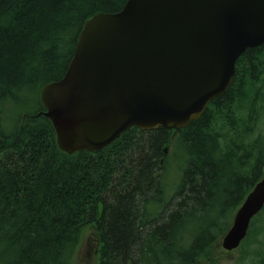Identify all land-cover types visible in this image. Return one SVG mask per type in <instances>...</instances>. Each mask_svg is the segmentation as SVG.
Masks as SVG:
<instances>
[{
	"label": "trees",
	"instance_id": "trees-1",
	"mask_svg": "<svg viewBox=\"0 0 264 264\" xmlns=\"http://www.w3.org/2000/svg\"><path fill=\"white\" fill-rule=\"evenodd\" d=\"M125 2L0 0V264H73L90 227L96 264H201L264 174V43L185 127H130L97 152L58 149L40 90L64 74L84 22ZM176 144L169 196L163 149ZM251 226L240 247L259 243ZM260 244L251 264H264Z\"/></svg>",
	"mask_w": 264,
	"mask_h": 264
},
{
	"label": "water",
	"instance_id": "water-1",
	"mask_svg": "<svg viewBox=\"0 0 264 264\" xmlns=\"http://www.w3.org/2000/svg\"><path fill=\"white\" fill-rule=\"evenodd\" d=\"M263 43L264 0H126L84 22L64 74L40 90V114L69 155L102 150L130 127L180 129L227 90L245 50ZM263 207L264 175L220 247L239 248Z\"/></svg>",
	"mask_w": 264,
	"mask_h": 264
},
{
	"label": "rangeland",
	"instance_id": "rangeland-1",
	"mask_svg": "<svg viewBox=\"0 0 264 264\" xmlns=\"http://www.w3.org/2000/svg\"><path fill=\"white\" fill-rule=\"evenodd\" d=\"M258 130L259 132H264V122L260 124ZM168 156V173L166 174L165 181L167 184L168 195L170 196L173 194V187L179 183V177H181L183 155L180 144L169 146L166 150V157ZM230 219L231 217L227 218L226 222L229 223ZM250 226L251 228L254 226V230H262L263 233L257 237L259 243H255L254 240L251 239L249 244H246L245 247H240L233 251H226L220 247L219 243H217L216 247L214 245L211 260H204L201 264H251L252 261H250L249 258H246V254L249 253V255H252L253 250L261 248L262 244H260V242H264V208L251 220ZM93 233L94 231L91 228H86L83 232L81 242L75 253L73 264H96L94 257L96 258L95 249L97 244L95 237L92 235ZM220 239L221 238H219L217 242H220ZM248 240L249 238L247 237V241ZM246 242H243L242 245Z\"/></svg>",
	"mask_w": 264,
	"mask_h": 264
},
{
	"label": "flooded vegetation",
	"instance_id": "flooded-vegetation-1",
	"mask_svg": "<svg viewBox=\"0 0 264 264\" xmlns=\"http://www.w3.org/2000/svg\"><path fill=\"white\" fill-rule=\"evenodd\" d=\"M243 54H244V53H243ZM243 54H242L241 56H243ZM242 62H243V63H247L246 59H244V60L242 59ZM235 71H236V70H235ZM262 89H263V87H262ZM262 89H261V90H262ZM258 98H259V97H258ZM263 98H264V97H262V99H263ZM262 122H264V118H263Z\"/></svg>",
	"mask_w": 264,
	"mask_h": 264
},
{
	"label": "bare ground",
	"instance_id": "bare-ground-1",
	"mask_svg": "<svg viewBox=\"0 0 264 264\" xmlns=\"http://www.w3.org/2000/svg\"><path fill=\"white\" fill-rule=\"evenodd\" d=\"M180 178V177H179ZM175 188V187H174ZM168 198V197H167ZM167 204V203H166Z\"/></svg>",
	"mask_w": 264,
	"mask_h": 264
}]
</instances>
